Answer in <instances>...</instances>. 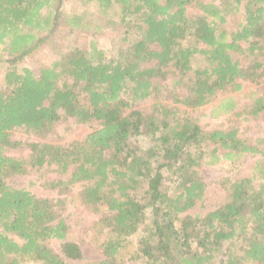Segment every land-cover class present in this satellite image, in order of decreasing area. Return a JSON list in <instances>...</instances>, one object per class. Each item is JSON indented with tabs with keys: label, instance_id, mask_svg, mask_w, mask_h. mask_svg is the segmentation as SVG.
<instances>
[{
	"label": "trees",
	"instance_id": "trees-1",
	"mask_svg": "<svg viewBox=\"0 0 264 264\" xmlns=\"http://www.w3.org/2000/svg\"><path fill=\"white\" fill-rule=\"evenodd\" d=\"M193 1L82 0L107 21L89 27L86 12L72 15L69 33L91 32L86 48H57L55 60L33 71L17 61L54 35L64 0H0V53L9 55L8 64L0 60V264L82 258L76 242L65 241L62 254L48 244L67 237L60 196L75 184L76 197L101 212L106 233L97 246L101 258L82 264H264V136L250 142L237 125L204 130L175 106L196 108L218 91L238 90L240 79L264 78V0L198 2L200 14L187 15ZM240 7L242 21L228 31L226 19ZM105 27H120L110 47L98 41ZM234 53L247 54L249 65L241 66ZM152 94L173 103L156 102L150 114L132 107ZM247 98L248 114L264 112V92ZM237 107L231 95L210 116ZM61 119L97 126L80 142L45 139L29 143L27 157L5 153L21 145L13 129L46 138ZM247 153L257 159L247 175L223 181L229 193L224 202L203 214H184L204 195L202 166L237 163ZM49 168L68 177L46 183L57 198H37L10 183L15 175ZM135 234L134 250L125 257Z\"/></svg>",
	"mask_w": 264,
	"mask_h": 264
},
{
	"label": "rangeland",
	"instance_id": "rangeland-1",
	"mask_svg": "<svg viewBox=\"0 0 264 264\" xmlns=\"http://www.w3.org/2000/svg\"><path fill=\"white\" fill-rule=\"evenodd\" d=\"M209 1L219 2V0H194L190 5L186 7L187 15L200 14V10L197 7L198 2L208 3ZM245 0H243L242 5ZM63 17L60 19L59 25L56 27L54 35H52L47 42H45L40 48L33 52L31 57H26L22 61H17L18 65L28 67L33 71H36L40 66L49 65L55 60L57 48L65 47L66 45H77L79 48H86L90 31L76 29L73 34L70 32L69 24L66 20H70L74 14H80L86 12L84 19L90 21L89 27H94L99 23L103 24L107 18L99 17L97 14V8L90 3H82V0H64L62 6ZM242 7L239 11L233 13V15L227 17L224 27L228 31H235L242 21ZM120 27L110 29L105 27L102 31L98 30V41L104 47L111 46V39H117L120 33ZM72 35V36H71ZM72 46V45H71ZM245 47V44L242 43ZM56 47V49H54ZM54 49L55 53L52 51ZM1 52V51H0ZM234 60H238L240 65L246 67L249 65L250 60L247 58V54L234 53L232 55ZM9 55L5 52L0 53V60L6 61ZM205 64L204 61L198 59L197 64ZM5 66L1 64L0 66ZM1 68H0V85H1ZM239 83L242 87L238 90H226L218 91L212 96L209 101L199 107L192 108L186 107L181 104L175 106L179 108L180 113L186 114V116L196 120L198 125L204 130H212L216 128L227 129V127L237 125L242 138L252 142L256 137L264 136V112L257 116L248 114V110L245 111L248 104V94L251 91L264 92V78L255 79L253 81L249 79H240ZM256 82H258L256 84ZM164 83L168 90L172 88V80L167 79ZM164 93V92H163ZM164 95V94H163ZM235 96L238 107L234 112L230 114H222L216 117L210 116V112L213 106L219 102L222 98L228 96ZM173 103L171 98L164 99L155 97L153 94L149 97L138 100L133 104V108L142 111L144 114H150L153 110V105L156 102ZM245 107V108H244ZM240 112V116L234 117L233 113ZM243 113V114H242ZM97 126L96 121H89L86 123H75L73 119L63 120L61 119L55 126L54 132L46 138H38L31 133L26 132L23 128H15L11 131V137L21 142L16 148L8 149L5 153L12 157H27L29 154V143L31 142H43L45 139L48 143L52 144H68L71 142H80L85 135L91 132ZM140 141L145 145L146 141L141 138ZM257 156H253L249 153L245 154L242 159L237 163H229L222 160L220 163L214 166H202L201 174L205 183V191L201 201H198L196 205L190 208L184 214H203L205 211L210 210L216 205L224 202L228 198V190L226 185H223V181H233L236 178L247 175L250 171L249 166ZM67 175H59L52 168L35 170L23 175H15L10 179V183L16 187H24L28 189L37 198H57V190L51 189L46 186V183L51 180H66ZM78 185L72 186L68 193L62 194L60 198L64 199L63 208L60 210V216L64 218L65 222L69 226L67 237L64 240H49V246L57 253L62 254V245L65 241H73L79 244L82 250V258L80 260L66 259V264H82L88 261H98L101 255L97 249L98 243L105 237L106 233L101 230L100 217L101 212H93L91 208L85 206L80 199L76 197L78 191ZM183 214V215H184ZM136 234L132 235L131 241L133 244H129L126 247L125 257L130 255L134 250L136 242ZM123 264H134L133 262H125ZM136 264H140L138 261Z\"/></svg>",
	"mask_w": 264,
	"mask_h": 264
}]
</instances>
